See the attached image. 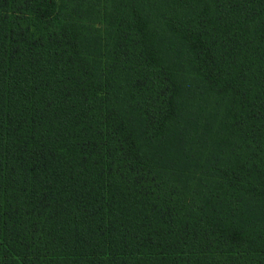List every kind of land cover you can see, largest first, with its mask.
I'll use <instances>...</instances> for the list:
<instances>
[{"label":"trees","instance_id":"16d2710c","mask_svg":"<svg viewBox=\"0 0 264 264\" xmlns=\"http://www.w3.org/2000/svg\"><path fill=\"white\" fill-rule=\"evenodd\" d=\"M0 264H264V0H0Z\"/></svg>","mask_w":264,"mask_h":264},{"label":"rangeland","instance_id":"374dc122","mask_svg":"<svg viewBox=\"0 0 264 264\" xmlns=\"http://www.w3.org/2000/svg\"><path fill=\"white\" fill-rule=\"evenodd\" d=\"M179 72L178 75L185 89L181 94L182 103L180 107L181 114H179L180 118L185 120L188 126H190V124L193 126L190 130L196 134L197 138L204 139L205 136L203 132L196 129L194 125L200 122L207 127V124L209 125V123H211L212 120L209 116V112L215 100L211 96H208L209 94L203 88L193 86V77L189 72L185 71L183 68H180Z\"/></svg>","mask_w":264,"mask_h":264}]
</instances>
